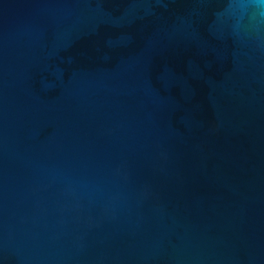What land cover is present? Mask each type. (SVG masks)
Here are the masks:
<instances>
[{"label":"water","instance_id":"95a60500","mask_svg":"<svg viewBox=\"0 0 264 264\" xmlns=\"http://www.w3.org/2000/svg\"><path fill=\"white\" fill-rule=\"evenodd\" d=\"M0 264H264V4L0 0Z\"/></svg>","mask_w":264,"mask_h":264},{"label":"clouds","instance_id":"9594fccd","mask_svg":"<svg viewBox=\"0 0 264 264\" xmlns=\"http://www.w3.org/2000/svg\"><path fill=\"white\" fill-rule=\"evenodd\" d=\"M259 3L264 4V0H259Z\"/></svg>","mask_w":264,"mask_h":264}]
</instances>
